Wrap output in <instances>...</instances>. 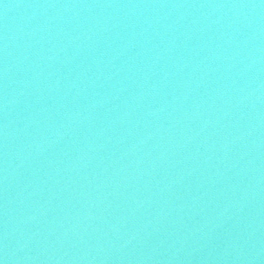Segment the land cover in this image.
I'll use <instances>...</instances> for the list:
<instances>
[{
	"label": "water",
	"instance_id": "water-1",
	"mask_svg": "<svg viewBox=\"0 0 264 264\" xmlns=\"http://www.w3.org/2000/svg\"><path fill=\"white\" fill-rule=\"evenodd\" d=\"M0 264H264V0H0Z\"/></svg>",
	"mask_w": 264,
	"mask_h": 264
}]
</instances>
